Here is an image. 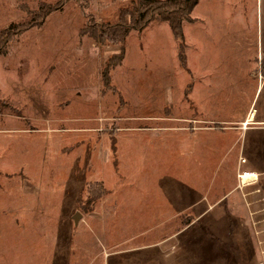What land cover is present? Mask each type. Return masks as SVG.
I'll use <instances>...</instances> for the list:
<instances>
[{"label":"rangeland","instance_id":"374dc122","mask_svg":"<svg viewBox=\"0 0 264 264\" xmlns=\"http://www.w3.org/2000/svg\"><path fill=\"white\" fill-rule=\"evenodd\" d=\"M125 1L90 0L91 15L112 20ZM54 2L0 0V35ZM76 5L0 54V264H158V253L132 250L164 239L168 263L185 264L189 241L173 237L197 224L179 214L184 204L219 192L203 184L208 161L235 137L264 141L253 126L212 135L252 111L264 119V0H199L184 47L166 22L131 32L108 84L104 68L120 47L85 35ZM213 221L201 224L221 227Z\"/></svg>","mask_w":264,"mask_h":264},{"label":"crops","instance_id":"0c3cea01","mask_svg":"<svg viewBox=\"0 0 264 264\" xmlns=\"http://www.w3.org/2000/svg\"><path fill=\"white\" fill-rule=\"evenodd\" d=\"M249 120L250 115L244 121L230 120L233 122L231 124L233 128L217 127L214 128L212 135L218 131L234 132L235 128L241 134L247 133V128L250 126L258 128L260 132L264 131V119H261L260 116L254 114L251 121ZM183 121L193 122L195 125H202L205 122L198 118H187ZM213 121L214 125L222 126L223 122L228 120L217 118ZM245 122L248 123L246 127L242 126ZM200 130L201 128L196 126L194 131L196 132L197 148L201 150L200 158L203 160L204 143L202 135L199 136V133L203 134ZM239 144L238 138L235 137L226 148L220 149V157L215 159L212 164L208 161L206 168L210 172L203 184L209 186L213 181V185L217 184L219 188L218 194L213 195V191L208 194L203 192L199 199L184 204L183 209L180 210V215L186 213L184 216L195 217V223H197L195 226L192 224L185 226L173 237L175 241L187 239L189 241L185 243L188 253L182 255V263L264 264V141L257 139L250 147ZM193 151L190 150V152ZM232 155L234 157L231 159ZM243 172L254 175L256 180L254 178L250 183L240 184L238 176ZM219 177L220 182L217 181ZM207 180L210 181V184L207 183ZM194 197H189V199H194ZM183 202L182 199L180 204ZM149 205L159 206V203H152L149 199ZM167 211L169 210L164 211L163 216L171 214ZM205 219H214L215 221L212 223H218L221 227L210 228L206 222V225L201 224ZM192 230H196L195 240H192V235H190ZM178 235L180 237H177ZM168 242L165 239L155 241L148 247L137 246L132 251L146 250L149 254L158 253L163 257V261L158 264H169Z\"/></svg>","mask_w":264,"mask_h":264},{"label":"trees","instance_id":"16d2710c","mask_svg":"<svg viewBox=\"0 0 264 264\" xmlns=\"http://www.w3.org/2000/svg\"><path fill=\"white\" fill-rule=\"evenodd\" d=\"M198 2L199 0H126L118 6L114 19L97 22L90 12V0H55L48 4V9L41 7V13L35 20L34 17H27L5 29L0 35V54H7L16 37L29 28L40 26L48 14L61 10L68 3H74L85 16L81 28L85 35L102 45L120 47V53L109 58L104 68L102 76L108 84L110 71L124 59L126 40L131 32L142 33L154 22H166L174 38L184 47L183 24L191 22L190 14ZM179 58L181 64L185 63L182 49L179 51Z\"/></svg>","mask_w":264,"mask_h":264},{"label":"built area","instance_id":"2783aa9c","mask_svg":"<svg viewBox=\"0 0 264 264\" xmlns=\"http://www.w3.org/2000/svg\"><path fill=\"white\" fill-rule=\"evenodd\" d=\"M241 162H244V160H241ZM247 176H250L247 172H243L241 175L238 176L240 184L250 183L253 181V178L249 180L245 179ZM254 178L256 180L255 176Z\"/></svg>","mask_w":264,"mask_h":264},{"label":"bare ground","instance_id":"6f19581e","mask_svg":"<svg viewBox=\"0 0 264 264\" xmlns=\"http://www.w3.org/2000/svg\"><path fill=\"white\" fill-rule=\"evenodd\" d=\"M254 114H253V112L250 114V120L249 121H251V119H252V116H253ZM248 125V123L247 122H245V123H243L242 124V126H247ZM254 179V175H250V176H247L245 179H247V180H249V179Z\"/></svg>","mask_w":264,"mask_h":264},{"label":"water","instance_id":"95a60500","mask_svg":"<svg viewBox=\"0 0 264 264\" xmlns=\"http://www.w3.org/2000/svg\"><path fill=\"white\" fill-rule=\"evenodd\" d=\"M75 222H77V215L74 217Z\"/></svg>","mask_w":264,"mask_h":264}]
</instances>
